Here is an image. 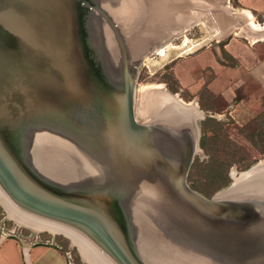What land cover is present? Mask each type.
<instances>
[{
	"label": "water",
	"instance_id": "obj_1",
	"mask_svg": "<svg viewBox=\"0 0 264 264\" xmlns=\"http://www.w3.org/2000/svg\"><path fill=\"white\" fill-rule=\"evenodd\" d=\"M224 3L0 0V198L102 264H264V176L207 196L199 112L137 116L145 59Z\"/></svg>",
	"mask_w": 264,
	"mask_h": 264
},
{
	"label": "rangeland",
	"instance_id": "obj_2",
	"mask_svg": "<svg viewBox=\"0 0 264 264\" xmlns=\"http://www.w3.org/2000/svg\"><path fill=\"white\" fill-rule=\"evenodd\" d=\"M209 33L202 21L186 31L190 38L196 36L202 37L201 39L204 40L210 36ZM180 40L182 38L178 39L177 42L180 43ZM207 42L206 40L204 43H200L191 51L207 44ZM191 51L182 53L175 60L172 58L178 53H173V51H170L165 58L158 53L148 56L145 59L146 64L141 67V79L138 80V99L157 90H163L166 93L170 91L175 94L168 93L176 103L181 104L180 98L185 101L195 99L203 103L204 109L205 107L211 108L220 96L229 98L234 94L237 95L240 102L232 114L228 113L227 110H213L216 116L211 117V120H205L207 124L200 136L205 139L207 137L206 130H214L215 135L208 140L206 146L202 145L197 149L190 169L188 178L190 184L203 194L212 196L218 190L229 186L239 171L247 169L260 159H264V141L262 146H259V138L252 135L259 119L262 123L259 129L264 132V94H246L240 88H231V92L225 94L220 87H208L217 73L214 71L207 72L201 66H192L191 59L194 53ZM145 92L148 94H144ZM139 119L147 120L149 118ZM201 121L203 120L201 119ZM219 171L223 174L222 180L209 179ZM24 225L34 229V231ZM38 230L59 232L58 230L29 226L0 198V237H12L26 245L34 242L58 244L71 253L74 264H99L79 247L83 257L81 256L77 247L78 244L76 245L71 238L67 237H74L71 233L62 229V232L67 235L65 236L61 233L52 234L48 231L40 232ZM22 233H27L31 239L28 242L21 240L19 235Z\"/></svg>",
	"mask_w": 264,
	"mask_h": 264
},
{
	"label": "crops",
	"instance_id": "obj_3",
	"mask_svg": "<svg viewBox=\"0 0 264 264\" xmlns=\"http://www.w3.org/2000/svg\"><path fill=\"white\" fill-rule=\"evenodd\" d=\"M211 23L217 29L209 33L212 35L210 42L214 38L223 41V57L216 58L208 48L192 58L191 65L217 73L209 83L210 88L220 87L225 94H229L231 88H240L246 94L263 95L264 0H227L214 13ZM0 264L74 262L71 253L58 244L34 242L26 245L12 237H0Z\"/></svg>",
	"mask_w": 264,
	"mask_h": 264
},
{
	"label": "bare ground",
	"instance_id": "obj_4",
	"mask_svg": "<svg viewBox=\"0 0 264 264\" xmlns=\"http://www.w3.org/2000/svg\"><path fill=\"white\" fill-rule=\"evenodd\" d=\"M204 39L199 38V40H193L187 34L182 36V40L180 43H170L164 47H160L157 49L155 53H158L163 58L167 57L170 51L176 53H186L190 52L195 46L199 45ZM172 53V52H171ZM141 90V88H140ZM147 91V90H146ZM149 92V91H148ZM145 92L144 94H146ZM148 94V93H147ZM173 100V97L170 96L168 93L164 92L163 90H157L155 92H151L149 95L144 96L143 98L138 99V110L137 115L139 118H150L157 115L163 114L166 110H171L174 108L175 105H178ZM180 105V104H179ZM167 112V111H166ZM257 176H264V161L259 163L258 165L254 166L252 169L242 172L239 176L235 178V181L240 183L243 180H248L255 178ZM13 210L14 212L19 215L29 226H34L38 228H47L53 230H60L63 231L61 228L54 226L52 224H48L45 222H40L32 218L25 217L20 212H17L14 207H12L5 199H3ZM71 237V236H70ZM74 241L79 244V247L82 248L88 256L92 257L97 263L102 264L98 256L93 255L83 244L79 241L77 242L75 237H71ZM87 249V250H86Z\"/></svg>",
	"mask_w": 264,
	"mask_h": 264
},
{
	"label": "flooded vegetation",
	"instance_id": "obj_5",
	"mask_svg": "<svg viewBox=\"0 0 264 264\" xmlns=\"http://www.w3.org/2000/svg\"><path fill=\"white\" fill-rule=\"evenodd\" d=\"M180 38H182V36L181 37H177V38H175L174 40H173V42H175V43H178L177 42V40L178 39H180ZM193 40H199V38H202V37H191ZM208 39V37H206L205 38V40H203V42L202 43H204L206 40ZM181 41V40H180ZM179 41V42H180ZM201 43V44H202ZM207 47V48H206ZM223 47H224V43H223V41L222 40H219V39H216V38H214L213 39V41L212 42H210V43H207V44H205V45H203V46H201V47H199V48H197V49H195V50H193V51H191L192 53H194L193 55H192V58H194V57H196V56H198L199 54H201L203 51H205V49H210L212 52H213V54H214V56L216 57V58H218V59H222V57H223ZM200 49H201V51H200ZM157 51V50H156ZM155 51V52H156ZM154 52V53H155ZM182 55V53H178L176 56H174L173 58H172V60H175L176 58H178L179 56H181ZM146 63L144 62V65H145ZM139 78L141 79V70H140V75H139ZM208 87H209V85H208ZM180 100L181 101H183L184 103H186V104H189V106H190V108L192 109V110H194V109H196L198 112V114H199V116L201 115V117L200 118H198L197 119V124H198V127L200 128V132H202V130L206 127V124H207V122H205V120L206 121H208V120H211V117H215L216 116V114H214L213 113V110H215V111H217V110H220V111H223V110H227L228 111V113H230V114H232V111H234L235 110V108L237 107V105L239 104V100L237 99V95H235L234 94V96H232V97H229V98H226V96H220V98H218L217 99V101L215 102V103H213V105H212V107L211 108H204L203 109V103L202 102H200V101H196L195 99H193V100H189V101H185V100H183L182 98H180ZM137 108H138V106H137ZM138 110V109H137ZM173 110V109H172ZM166 111H168V110H166ZM138 116V115H137ZM139 118V117H138ZM150 119V118H149ZM201 119L203 120V121H201ZM141 120V119H140ZM208 129H210V128H208ZM206 133H207V137L203 140L202 139V136H200V141H199V146H202V145H204V146H206L207 144H208V140L209 139H211V137L213 136V135H215V131L214 130H206ZM205 133V134H206ZM190 174V173H189ZM196 189V188H195ZM19 238L21 239V240H23V241H25V242H28L31 238H29V235L27 234V233H22L21 235H19Z\"/></svg>",
	"mask_w": 264,
	"mask_h": 264
},
{
	"label": "trees",
	"instance_id": "obj_6",
	"mask_svg": "<svg viewBox=\"0 0 264 264\" xmlns=\"http://www.w3.org/2000/svg\"><path fill=\"white\" fill-rule=\"evenodd\" d=\"M261 119H259L258 121H257V127H255L254 129H253V132H252V135H253V137H255V136H257L258 138H259V141H260V145L259 146H262V144H263V141H264V132L261 130V129H259L260 128V126H261ZM221 172L219 171L217 174H215L214 176H211L209 179L211 180H217V179H221L222 177H223V174H221ZM222 180V179H221Z\"/></svg>",
	"mask_w": 264,
	"mask_h": 264
}]
</instances>
